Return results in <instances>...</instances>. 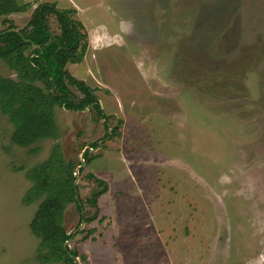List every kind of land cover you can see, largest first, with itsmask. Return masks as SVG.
I'll list each match as a JSON object with an SVG mask.
<instances>
[{"label": "rangeland", "instance_id": "rangeland-1", "mask_svg": "<svg viewBox=\"0 0 264 264\" xmlns=\"http://www.w3.org/2000/svg\"><path fill=\"white\" fill-rule=\"evenodd\" d=\"M15 1L19 30L42 3L70 11L85 44L65 68L93 91L108 129L89 108L55 107L58 137L21 147L0 112V264H67L39 259L30 223L42 198L25 202L28 174L55 154L74 174L82 165L83 213L65 208L67 234L95 211L92 177L108 187L98 218L72 237L80 264H264V0ZM0 77L17 81L2 60Z\"/></svg>", "mask_w": 264, "mask_h": 264}, {"label": "trees", "instance_id": "trees-1", "mask_svg": "<svg viewBox=\"0 0 264 264\" xmlns=\"http://www.w3.org/2000/svg\"><path fill=\"white\" fill-rule=\"evenodd\" d=\"M21 11L24 9L18 7L15 0H0V23L5 26L0 30V60L17 76V81L0 77V112L13 125L11 141L17 146L27 147L42 139L57 138L55 107L73 112L89 108L98 119L103 120L107 130L108 117L103 114L93 91L65 68L68 63L80 61L85 44V34L80 25L69 17L70 11L42 3L34 9L26 27L19 30L8 16ZM49 15L58 21V35L50 33ZM72 89L82 96L74 100ZM92 147L96 148L97 144ZM57 155L50 156L28 174L33 185L25 196V202L42 198L30 228L41 240L39 248L46 251L39 256L43 262L56 259L75 264L72 260L74 256L84 263L83 256L64 246L73 237L63 227L65 208L74 204L81 214L83 204L78 196V186L74 184V167ZM87 155L88 151L84 153L83 160H88ZM92 179L101 186L87 201L95 211L91 216L81 215L79 223L83 220L91 224L98 218L97 201L108 190L105 181L95 177ZM98 221L101 222V219ZM94 231L87 229L84 239Z\"/></svg>", "mask_w": 264, "mask_h": 264}, {"label": "water", "instance_id": "water-1", "mask_svg": "<svg viewBox=\"0 0 264 264\" xmlns=\"http://www.w3.org/2000/svg\"><path fill=\"white\" fill-rule=\"evenodd\" d=\"M35 48H37V46H35ZM102 121H103V120H102ZM85 152H86V150H84V151L82 152V154H81V161H82V162H83V155H84ZM81 166H82V165H79L78 169L76 170V172H75V174H74V176H75L76 178H77V174H78L79 169L81 168ZM76 181H77V179H75V181H74V184H75V185H76ZM83 225H84V221L82 220L81 223H80L79 228H78L77 230L73 231V232H72V235H74L79 229H81V228L83 227ZM71 240H72V238L65 242V245H64V246H65L66 248H67V247L69 248L70 243H71ZM72 260H73V263H75V264H80V261H79V258H78V257H74V256H72Z\"/></svg>", "mask_w": 264, "mask_h": 264}, {"label": "crops", "instance_id": "crops-1", "mask_svg": "<svg viewBox=\"0 0 264 264\" xmlns=\"http://www.w3.org/2000/svg\"><path fill=\"white\" fill-rule=\"evenodd\" d=\"M105 194H106V193H105ZM103 195H104V194H103ZM97 206H98V209H99V205H98V204H97ZM99 212H100V209H99ZM99 215H100V213H99ZM99 219H100V218H99ZM99 219H98V220H99ZM90 229H93V228H90ZM94 230H95V229H94ZM90 239L92 240L93 237H91ZM148 241H149V237H148ZM100 244H102V242H99V246H100V247H103V248L105 247L104 245H100ZM87 245H89V244H86V246H87ZM89 248H90V250L92 251V249H91V245H90ZM103 251H104V250H103ZM103 251H102L101 253H100V252H96V253H95L94 251H92V253H93L92 256L94 257V259H95V261H96L97 263L102 262L101 260L104 258V257H102V256H104V252H103ZM95 254H96V255H95ZM97 255H101V256H97Z\"/></svg>", "mask_w": 264, "mask_h": 264}]
</instances>
